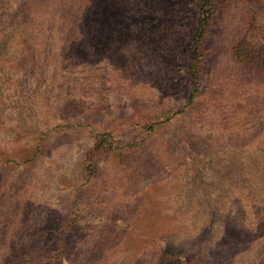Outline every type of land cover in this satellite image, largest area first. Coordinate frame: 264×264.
<instances>
[{
    "label": "rangeland",
    "instance_id": "374dc122",
    "mask_svg": "<svg viewBox=\"0 0 264 264\" xmlns=\"http://www.w3.org/2000/svg\"><path fill=\"white\" fill-rule=\"evenodd\" d=\"M18 2L0 0V25ZM42 7L57 17L58 31L74 33L59 49L51 45L60 53L54 60L45 49L22 60L28 51L18 35L5 42L8 29L0 27V264H67L73 248L83 264L92 243L102 252L94 264H126L134 254L139 261L156 246L183 261L224 248L232 236L208 221L211 214L254 201L264 207V30L250 64L230 55L244 21L264 28V0H213L190 103L197 0H31L30 15L39 17ZM38 28L35 22L30 32ZM159 101L181 111L149 135L115 123L120 149L92 156V172L80 177L105 109L128 117ZM37 142L44 151L32 160ZM73 215L51 261L55 224Z\"/></svg>",
    "mask_w": 264,
    "mask_h": 264
},
{
    "label": "trees",
    "instance_id": "16d2710c",
    "mask_svg": "<svg viewBox=\"0 0 264 264\" xmlns=\"http://www.w3.org/2000/svg\"><path fill=\"white\" fill-rule=\"evenodd\" d=\"M199 11L197 16L193 20V27L190 31L188 38V46L190 48L189 60L186 68V89H185V101L190 103L198 91L199 82L202 75V67L204 64V52L206 53V44L204 47V39H206L207 31L210 23L213 20V0H197ZM16 14L4 24L0 25L2 29L6 27L7 35H3V38L7 36L5 42L9 41L8 35L12 38L13 35H18L19 46L28 51V55L22 58H30L32 60L37 59L38 50H46V58L51 57L54 60V56L60 57L58 52H51V45L54 43L60 44L56 47L59 49L61 44L68 41L73 37L74 33L69 27L61 26L60 30H57L59 23H57V17L50 9L42 7L39 12V17L30 15L31 0H19L16 4ZM52 13V15L50 14ZM65 13L59 14L65 19ZM63 19V18H62ZM19 20V22H17ZM59 20H61L59 18ZM263 21V19L261 20ZM37 22L39 28L35 33L30 32V27L33 23ZM246 22V24H245ZM245 26L241 27L238 31L237 38L230 44V55L237 65L245 66L252 62L255 58V40L259 31L264 30L260 25L262 22L254 23L253 20L247 19L244 21ZM29 28V29H28ZM5 30V29H4ZM1 35V34H0ZM53 44V45H54ZM6 46V44H5ZM7 47V48H6ZM2 48V51L9 50V45ZM32 54V55H31ZM33 54H36L33 56ZM60 54V53H59ZM20 60V58H19ZM20 60V62L22 61ZM181 108L173 107L170 103L165 104L161 101L158 104L149 108L148 111H134L130 116H117L106 109L102 114V122L100 130L95 134V138L90 149L91 155L85 159L82 164L79 165L80 177L88 178L92 166V156L100 154L103 151L110 149H120L121 141L116 140L115 135L119 128L115 127V123L124 125L131 133L138 135L156 133L162 128L165 123H168L170 119L174 118L181 111ZM150 112V114H149ZM263 124V123H262ZM264 129V124L262 125ZM261 129V131H262ZM132 136V134H131ZM125 147L131 152L134 146L131 143L124 144ZM43 143H35L32 149L33 158L43 149ZM40 153V154H41ZM126 149L124 151V155ZM123 154V153H122ZM127 157V156H126ZM247 176V175H246ZM260 199L264 201V192L259 195ZM229 200L238 202V197H232L229 195ZM256 201L251 203V206H235L230 208L233 211V215L230 209L219 214L218 212L211 214L212 220L208 218V221H219L220 225L230 233L231 239L227 238L226 244H222L223 247L214 248L210 257L206 256H192L186 258L184 261L177 258L173 252L166 253L162 246L153 247L152 250L140 255V260L134 255L127 257L126 264H264V207ZM226 217V218H222ZM76 217V215H75ZM248 219V220H247ZM74 215L68 219L61 218L55 224V230L57 231V241L55 247L49 250V258L51 261H55L57 253H60L61 249L66 245V238L68 233L72 230L74 225ZM240 220L242 221L241 223ZM239 223V224H238ZM218 226V224H217ZM172 245V244H171ZM88 252L85 254V260L83 264H94L96 259H99V248H94V243L91 247L86 248ZM224 249V250H223ZM226 249V250H225ZM177 250V249H174ZM219 253V254H218ZM224 253V254H222ZM78 249H68V263L67 264H79V257L77 256ZM57 260V259H56Z\"/></svg>",
    "mask_w": 264,
    "mask_h": 264
}]
</instances>
